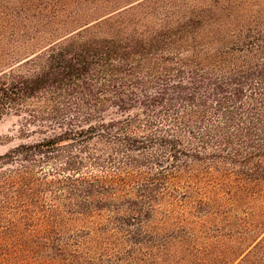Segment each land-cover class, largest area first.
Instances as JSON below:
<instances>
[{
    "label": "trees",
    "instance_id": "1",
    "mask_svg": "<svg viewBox=\"0 0 264 264\" xmlns=\"http://www.w3.org/2000/svg\"><path fill=\"white\" fill-rule=\"evenodd\" d=\"M119 1L0 48V119L52 134L0 156V264H264V0ZM168 186L235 218L156 228Z\"/></svg>",
    "mask_w": 264,
    "mask_h": 264
},
{
    "label": "rangeland",
    "instance_id": "2",
    "mask_svg": "<svg viewBox=\"0 0 264 264\" xmlns=\"http://www.w3.org/2000/svg\"><path fill=\"white\" fill-rule=\"evenodd\" d=\"M106 1L110 4L120 2L119 0H0V48L10 50L23 48L20 57L27 53L28 49L24 48L25 45L34 46L33 50L40 49L47 45L50 39H55L63 31H69L77 26L76 23L74 25L69 23V19L73 16H89L101 2ZM27 125L24 118L15 112L0 119V156L21 144L33 143L52 136L51 133L47 136L40 134L39 129L33 126L26 128ZM143 154L134 155L129 159V163L139 168V171L147 172L145 165H148V160ZM165 168L166 166L161 170L165 174H170L171 170ZM156 169L157 167L154 170ZM158 182L156 184L160 186ZM165 188H169L168 193L170 188L175 190L170 186ZM175 192L173 196L179 199L176 201L177 204L172 198H166L157 205L154 217L157 219L156 223H153L156 228H164L165 225L162 224L164 218H235L233 206L228 202L213 204L209 208L215 214L211 217H202L201 212L207 211V206L201 205L199 201L194 204L184 202L185 189L181 187Z\"/></svg>",
    "mask_w": 264,
    "mask_h": 264
}]
</instances>
